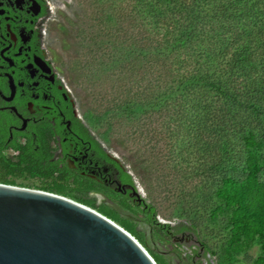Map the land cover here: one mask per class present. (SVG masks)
Wrapping results in <instances>:
<instances>
[{
	"label": "trees",
	"instance_id": "1",
	"mask_svg": "<svg viewBox=\"0 0 264 264\" xmlns=\"http://www.w3.org/2000/svg\"><path fill=\"white\" fill-rule=\"evenodd\" d=\"M94 2L109 21L98 18L101 23L125 27L134 37L144 35L147 40L140 50L147 57L149 83L142 80L147 71L119 82L117 91L123 96L115 98L116 110L107 115L123 112L133 121L147 115L146 121H151L155 113H167L163 126L168 163L181 178L180 187L194 183L198 191L193 209L178 214L191 220L190 225L181 222V229L196 231L194 219L206 214L224 236L218 264H264V0ZM109 36H102L94 50L97 59L108 51ZM126 43L109 51L108 59L98 60L99 71H107V76L128 74L124 64H116L139 45L133 39ZM38 153L18 147L5 153L0 148V182L32 187L18 178L40 177L42 182L33 188L97 209L131 232L158 264H169L167 256L149 247L136 222L98 204L87 195L88 185L82 187L56 162ZM153 209L154 221H148L168 235L170 224L158 222ZM204 246L207 253H217ZM255 246L259 247L256 256L250 253Z\"/></svg>",
	"mask_w": 264,
	"mask_h": 264
},
{
	"label": "rangeland",
	"instance_id": "2",
	"mask_svg": "<svg viewBox=\"0 0 264 264\" xmlns=\"http://www.w3.org/2000/svg\"><path fill=\"white\" fill-rule=\"evenodd\" d=\"M46 3L49 4L47 15H50L45 36L49 54L92 133L116 154L119 161L133 175L141 192L155 208L158 222L174 227L181 222L190 225L188 216L181 217L178 214L193 209V199H197L198 191L193 187L194 183H188L185 189L180 187L181 178L177 177L168 163V137L165 136L166 130L163 126L164 120L168 119L167 113H155L151 121H146L147 115L133 121L134 119L128 118L123 112L115 116L106 113L116 110L118 103L115 98L117 100L123 96L117 91L119 82L130 79L133 74L142 76L146 71L149 73L146 54L140 50V46L145 47L147 42L144 35L134 37V33L125 27L120 29L101 23L98 18L109 21L102 12H97L98 7L94 0H46ZM102 7L100 5V8ZM122 24L127 25V21ZM108 35L111 38L106 40L110 47L101 54L100 60L108 59L109 51L115 50V47L120 48L123 43L126 46L129 40L130 43L132 39L138 42V47L133 45L137 51H131L123 56L122 63L116 64V67L124 64L129 70L128 74L117 77L111 73L107 76V71H99V59L93 54L98 44L102 43V36ZM150 79V73L142 76L145 84L149 83ZM18 182L29 183L32 185L30 188H33L36 187L34 184H40L42 179L19 177ZM184 190H187L189 195H185ZM207 216L203 214L194 219L198 228L196 231L190 229L193 240L189 242L180 243L179 239L173 240L171 236L163 235L155 224L149 221L148 225L136 223V226L144 232L149 247L167 256L169 264H193V260L196 264H207L208 259L210 264H218L223 233L215 230ZM204 244H208L217 253L208 254ZM258 251L259 247L255 246L250 253L256 256ZM186 253L190 256L183 259ZM236 264L252 263L245 261Z\"/></svg>",
	"mask_w": 264,
	"mask_h": 264
},
{
	"label": "flooded vegetation",
	"instance_id": "3",
	"mask_svg": "<svg viewBox=\"0 0 264 264\" xmlns=\"http://www.w3.org/2000/svg\"><path fill=\"white\" fill-rule=\"evenodd\" d=\"M48 7L46 0H0V148L38 151L88 185L87 195L98 204L148 225L153 206L116 154L94 136L49 54ZM181 227L168 225V235L180 243L193 240L190 229L176 230Z\"/></svg>",
	"mask_w": 264,
	"mask_h": 264
},
{
	"label": "water",
	"instance_id": "4",
	"mask_svg": "<svg viewBox=\"0 0 264 264\" xmlns=\"http://www.w3.org/2000/svg\"><path fill=\"white\" fill-rule=\"evenodd\" d=\"M0 264H158L127 229L54 192L0 182Z\"/></svg>",
	"mask_w": 264,
	"mask_h": 264
}]
</instances>
